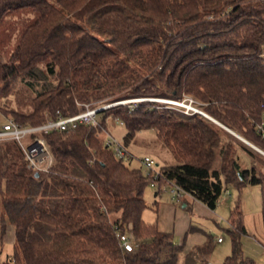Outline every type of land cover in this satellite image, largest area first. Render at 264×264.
Returning a JSON list of instances; mask_svg holds the SVG:
<instances>
[{"label":"trees","instance_id":"1","mask_svg":"<svg viewBox=\"0 0 264 264\" xmlns=\"http://www.w3.org/2000/svg\"><path fill=\"white\" fill-rule=\"evenodd\" d=\"M22 83L26 101L5 111L22 126L56 111L74 116L85 105L188 97L264 152L256 131L264 114V0H0V99ZM173 110L118 105L98 113L96 127L44 135L53 164L38 176L15 143H0V244L9 229L14 237L13 262L3 264H197L213 236L190 227L206 241L185 253L172 233L144 222L152 182L156 196L177 186L209 210L228 188L259 186L264 228V160L210 120ZM115 119L125 149L153 131L171 154L158 179L104 146L107 120ZM242 217L237 201L223 264H255L242 250ZM125 233L137 244L130 253L120 244Z\"/></svg>","mask_w":264,"mask_h":264},{"label":"rangeland","instance_id":"2","mask_svg":"<svg viewBox=\"0 0 264 264\" xmlns=\"http://www.w3.org/2000/svg\"><path fill=\"white\" fill-rule=\"evenodd\" d=\"M28 95L29 92H27L26 86L22 83L16 85L15 91L12 92V95H9L5 99H0V125L4 122L5 118L7 117L5 111L12 109L14 110L15 108H17V101L25 102L26 97H28ZM152 99L172 100L167 98ZM179 101L182 106L177 108L179 111L173 110L175 112L180 113V108H184V106H186L187 108L191 106V108L200 110L199 103H197L193 99H184L183 101ZM156 104L161 108L165 107V104L163 103ZM107 131H109V134L112 137L116 138L118 141L123 143V137L126 131L122 126H119L118 124L114 123V121L107 120ZM245 146L248 147L247 145ZM255 147L261 150L259 147ZM248 148L251 149L250 147ZM126 150L133 156V158L129 161L130 167L140 168L142 169V171L144 168L141 165V159L145 156H149L155 160L156 166L154 167V169L156 171H159L160 167L174 163L171 154L156 140L153 131H143L138 133L133 139L130 140V142L126 146ZM251 150L257 153L253 149ZM257 154L260 159L262 158L264 160L263 155L259 153ZM241 163L242 165L249 167V163L251 162L249 158L243 156ZM170 190L171 188H167L168 192L161 193L160 195L156 196V189H153L150 186L146 187L144 192V200L147 208L142 214V219L144 220V222L148 224H153L157 221H161V223H163L165 226L171 227L174 221L177 220L178 214H184L187 220V224L189 225L191 224L205 229L206 224L208 225L212 223L208 219H205L206 224L201 222V219L194 216L191 208H188L187 210L181 209V204L184 202L185 199H183L179 203H175L171 199ZM237 201L239 209L243 214V224L246 230L250 233V238L253 240V243L255 242L259 249L264 252V228L261 223V193L259 186H246L241 190L240 193H238L233 188H228V194L222 195L220 197V200L217 203L215 210H213L214 215H216V221L226 228L227 224L225 222V218L233 209ZM223 227H221L220 230L216 231L215 226L212 227V230L215 231L213 233L216 236L221 237L223 243L214 244L211 253L201 256L198 259L197 264H223V259L228 256L231 252L230 238L224 232L225 228ZM10 230L11 229L7 231L6 236L0 244V257L2 259L9 258L13 254V235L12 231ZM181 238L182 235H175L173 238V242L175 244H179ZM249 255L254 258L251 253Z\"/></svg>","mask_w":264,"mask_h":264},{"label":"built area","instance_id":"3","mask_svg":"<svg viewBox=\"0 0 264 264\" xmlns=\"http://www.w3.org/2000/svg\"><path fill=\"white\" fill-rule=\"evenodd\" d=\"M184 99L191 100V98L188 97ZM184 99H182V101ZM143 101L163 103L165 104V108H171L177 111H179L177 108L182 106L179 100L131 98L116 101L98 108H91L89 105H85V111L74 116L64 117L62 116V114H60V112L56 111L52 116H46L45 122L36 127L29 125L22 126L18 124L14 119L6 118L0 125V143H15L21 150V153L23 154L24 160L26 162V167L29 170L35 173H47L53 164V156L45 141L44 135H47L51 132L66 131L67 129L73 128L76 125L96 127L98 125L99 119L98 113L102 112L103 110L118 105H126L129 106L130 109H133L138 103ZM180 109V113L185 116H206L203 112H201V110L191 108V106L189 108L184 106V108L182 107ZM114 123L118 124L119 126L123 125L122 122L118 119H115ZM256 131L260 135L261 139L264 140V114H262L260 122L256 127ZM103 144L106 148L112 151L116 159L129 162L133 158V156L124 148L123 143L112 137L109 134V131H106L104 134ZM261 152L264 156V152ZM141 165L144 168L143 171L145 174L152 172L154 180L158 179L159 171H156L154 169V167L156 166V162L153 158L149 156L143 157L141 159ZM150 187L153 189H157V184L155 182H152L150 184ZM167 188H171V199L175 203L181 202L186 196L179 187L173 185L169 187H162L160 192H168ZM224 194H228V191L226 190ZM119 240L121 247L125 252L130 253L137 247L136 241L131 234H121L119 235ZM221 241V237H218L216 239L217 243H220ZM5 260L9 261L10 263L13 262L11 258L2 259L0 257V264H3Z\"/></svg>","mask_w":264,"mask_h":264},{"label":"crops","instance_id":"4","mask_svg":"<svg viewBox=\"0 0 264 264\" xmlns=\"http://www.w3.org/2000/svg\"><path fill=\"white\" fill-rule=\"evenodd\" d=\"M222 195H227V194L223 193ZM184 199H185L184 202L181 204V209L187 210L188 208L189 209L191 208L194 216L201 219V222L206 224L205 219H208L212 223L208 224V225L206 224V227L204 229V228L197 227V226H194L191 224L190 225L187 224V220L185 218V215L184 214H178L177 220L174 221V223L171 227L165 226L163 223H161V221H159V222L157 221L158 228L163 232L172 233L173 238L175 235H182L181 241H179V244L176 243V245L182 246L183 251L185 253L188 251H191L194 247L203 245L206 241L205 234H203L201 232H195V233H191V234L188 233V230L192 226L195 228H198L199 230L205 232L206 234H211L214 238V244H216L217 243L216 239L218 238V236H216L213 232H215L216 230H220L221 227H223V226H222V224H220L219 222L216 221V219H215L216 215H214L213 210H209L208 208H206L205 206H203L202 204H200L199 202L193 200L192 198H190L188 196H185ZM230 212H229V214H230ZM229 214L225 218V222L227 224V227L226 228L223 227V228H225L224 232L229 227V223L227 222ZM242 222H243V217H242ZM213 226H215V231L212 230ZM244 228H245V226H244ZM245 230H246V228H245ZM10 231H12V229ZM246 233H247V235L242 237V240H241V246H242V250H243L244 255L246 257L253 259L255 264H264V252L259 249V247L255 244V242L253 243V240L250 238V233L247 230H246ZM12 235H13V232H12ZM13 241H14V237L12 239V243H13ZM222 243H223V240L218 244H222ZM249 252L252 254V256L254 258H252L249 255L250 254Z\"/></svg>","mask_w":264,"mask_h":264},{"label":"water","instance_id":"5","mask_svg":"<svg viewBox=\"0 0 264 264\" xmlns=\"http://www.w3.org/2000/svg\"><path fill=\"white\" fill-rule=\"evenodd\" d=\"M205 118H207L208 120H210L214 124L218 125L220 128H222L223 130H225L227 133L231 134L232 136H234L235 138H237L238 140H240L242 143H244L245 145H247L248 147H250L251 149H253L257 153H259V154L262 155L261 150H259L258 148H256L252 144L248 143L247 141H245L244 139H242L241 137H239L236 133H234L230 129L226 128L225 126H223L222 124L218 123L217 121H215L214 119H212V118H210L208 116H205ZM35 176H38V173H35Z\"/></svg>","mask_w":264,"mask_h":264}]
</instances>
